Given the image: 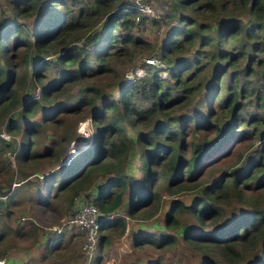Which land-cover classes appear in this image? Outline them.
I'll list each match as a JSON object with an SVG mask.
<instances>
[{
	"label": "rangeland",
	"instance_id": "rangeland-1",
	"mask_svg": "<svg viewBox=\"0 0 264 264\" xmlns=\"http://www.w3.org/2000/svg\"><path fill=\"white\" fill-rule=\"evenodd\" d=\"M18 1L0 0L1 21L16 18L18 23L24 26L23 36L26 37L29 34L28 37L31 41L29 48L15 49L14 47L12 49L11 62L16 73L15 83L19 81L21 83L19 87H16L18 104L10 113L0 116V137L15 148V152L8 150L0 156V191L3 192L0 193V197H10L9 191L11 190L17 192L12 197L11 203L15 200L14 206L9 208L3 203L0 208V260L13 255L14 257L21 255L20 261L27 256L23 264H32L31 257L35 255L34 249H36L37 255L42 253H44L43 255H55L50 256L52 262L43 264H73L74 259H76V264H87V258L82 250L85 240L84 232L80 228L79 230L74 229L75 235L71 241L66 240V243H62L59 249L48 251L46 248V242L56 235L57 230L62 233L67 231L68 220L74 216L84 198L78 199L71 207L65 198L60 197L54 200L51 210L45 209L44 211L35 205L32 199L36 196L35 192L37 194V187L44 178L48 177V174H51L52 170L62 166L70 157V161L67 163L69 165L79 158L89 146L96 145L94 135L97 127H102L106 123L96 122L94 114L99 111L103 112L106 103L118 100L119 89L123 85L140 84V79H150L155 75L160 78L165 90L171 89V96L167 101L173 102V104L165 110L157 109L135 128L126 126L130 138L137 137L140 131L150 133L167 116H171L175 122H178L172 125V128L178 131H181L182 121L188 117H203L204 121H211V124L224 123L228 119L226 113L234 110L239 105L238 102L241 105L238 112L237 129L239 130L237 131H249V135L236 142L232 152L221 155L212 165L205 168L203 173L197 174L194 179H187V183L184 185L170 187L167 182L160 179L155 186L158 198L150 207L137 210L134 217H129L126 214L127 228L124 233L120 227L102 231V235H106L107 238L106 242L100 244L98 264H203L209 259L216 261L215 264H231L228 259L221 256L223 254L216 249L213 250V247L206 249L185 240V231L189 228L200 227L192 212H177L178 225H173L174 228H167L166 219L173 202L181 201L185 205H193L204 186L220 179L225 173H229L239 166L242 160L246 161L248 157L260 154L261 142L258 138L252 137V134L264 133V29L255 31L257 36L255 40L259 45L257 52H253L248 47L245 48V51L240 48L242 43L248 42L243 36H238L233 42L225 45L224 49L230 50L235 62L219 80V98L217 95L213 100L208 98L213 86V76L225 64L216 60V56L212 57L216 48L201 46V37H198L194 44L182 43V48L168 58V61H171L169 64L167 60L162 59L161 47L166 44L168 36L174 28L184 27L183 22L179 19L182 15L194 19L196 26L201 24L205 26L200 29V34L213 37L217 34L220 24L230 18L238 20L240 24L243 23L244 28L250 29L254 23L248 9L253 0H248L247 3H243L241 0H200L195 6L180 8L175 12V16H170V12L175 11V0H116L117 6L129 3L137 7L139 14L133 28L131 30L124 27L117 28L116 33L120 35L118 42L113 44V49L110 52L107 51L100 61L93 56L91 49H88V52L91 53L92 59L89 54L80 53L78 60L84 59L86 55L91 61V67L86 71V76L79 75L70 84L62 87L60 85L57 90H50L47 98L43 94L44 87L50 84H60L61 70L69 66H62L57 62L58 49L54 43L48 45L47 48H42L43 54L37 52L34 36L38 15L36 11L22 13L21 8L15 5ZM46 1L41 0V4ZM86 1L88 0H66L69 10L76 19L79 18L80 10L84 8ZM58 9L63 8L59 7ZM104 19L92 22L91 27L82 34L71 33L72 39L70 40H74L71 45L75 42L79 47L85 44L90 33L104 25ZM128 36L132 40L127 43L122 42ZM197 54L200 57V73L191 84L195 87L202 82L203 86L196 93L185 95L183 89L175 83L179 81L172 74L177 63H190ZM41 57L44 59L40 60ZM251 59L252 62H250ZM25 60L31 61L28 67L25 66ZM37 60H40L42 65L45 64L47 68V72H41L40 79H37L36 69L34 70ZM101 61L104 70L98 72ZM71 69H77V66L73 68L72 65ZM192 70L187 71L184 76L188 77ZM75 73L77 74V72ZM253 91L254 93H251ZM230 92L236 93L238 102H233L229 111L222 112L219 105L222 100L220 98ZM151 96L152 93L144 97L142 91L136 92L134 101L138 110L145 111L152 107L154 101H151ZM180 96L183 97L181 101L178 100ZM258 97H260L259 100H257ZM30 100L36 105L28 111V115H23L22 112ZM58 105L61 108L55 111ZM50 114L51 119L54 114L53 121H49V118L48 121H45V116ZM12 119L15 120V123L17 122L19 129L9 132L8 125ZM252 120H255L256 123ZM33 123L39 125L40 131L37 136L32 138L31 145H29L30 143L26 145L29 147L30 154H36L31 157L38 158H30L27 164L20 163L19 155L22 147H25L24 132L26 127ZM194 131V122H191L186 134L187 138H185L189 152L185 154L187 158L190 157L191 147L194 143L197 144L214 136L212 132L204 129H200L198 132ZM177 140L184 139L179 137ZM116 142L118 145L121 144L119 139ZM140 147L137 143L138 152ZM49 149L54 155L44 157ZM59 155H61L60 165L57 163ZM128 167L130 175L137 178L142 177L139 172L140 161L138 158L129 161ZM154 170H158V168L155 167ZM161 170L162 168L158 171ZM100 179L92 189L93 192L96 191L99 184L106 181V179ZM8 180H11L12 184L7 182ZM21 183V186L15 187V184ZM188 186H195V189L184 190ZM239 191H241L244 201L241 202L238 199L235 190L229 191V196L225 201L214 204L222 209L223 217L207 220L206 226L202 230L207 232L214 230L237 209L258 205L264 207V191L258 192L246 188H239ZM9 199L6 198V205H9ZM85 200L91 201L86 197ZM248 202L251 203L248 204ZM126 208L125 204L116 212L114 218L123 214ZM163 235H172L175 238L174 242L168 241L163 246H158L150 241V239L156 238L155 241L159 243ZM56 236L64 237L63 234ZM44 244L45 249H43ZM254 254L253 250L245 252L246 258L240 264L250 262ZM4 255L5 257H3Z\"/></svg>",
	"mask_w": 264,
	"mask_h": 264
},
{
	"label": "trees",
	"instance_id": "trees-1",
	"mask_svg": "<svg viewBox=\"0 0 264 264\" xmlns=\"http://www.w3.org/2000/svg\"><path fill=\"white\" fill-rule=\"evenodd\" d=\"M199 1L175 0V11H171L170 16H175V12L180 8L195 6ZM241 1L243 3L248 2V0ZM86 2L84 8L80 10L78 19L72 15L66 0H47L42 4L41 0H19L15 4L21 8L22 13L36 11L38 15L34 36L37 52L43 54L42 48H47L48 45L54 43L58 49L57 62L62 66H69L62 68L60 84H50L44 87L43 94L45 98H47L50 90H57L60 85L62 87L70 84L79 75L86 76V71L91 67V61L86 55L84 59L78 60V55L85 52L92 59L91 53L88 52V49H91L93 56L100 61L107 51L110 52L113 49V44L118 42L120 35L116 33L117 28L124 27L131 30L139 14L134 4L124 3L117 6L116 0H88ZM59 7L63 9H58ZM115 9L117 10L113 12ZM193 10H195L194 7ZM248 12L254 23L250 29L248 27L244 28L243 23L240 24L238 20H231L230 18L220 24L214 37L200 34V29H203L204 25L196 26L194 19L185 15L180 16L179 19L183 22L184 27H176L170 33L166 44L161 47L162 59L168 61L170 56L182 48V43L194 44L195 39L198 37H201V46L215 47L216 51L212 57L216 56V60L225 64L213 76V86L208 97L213 100L218 95L219 80L226 70L231 67V64L235 62L230 50L224 49L225 45L233 42L238 36H243L248 40V42L241 44L240 48L243 51L247 47L253 52L259 51V45L255 40L257 39L255 31L264 29V0H253ZM97 19L100 21L104 19V25L92 31L86 43L81 47L75 44L76 42L71 45L74 42V40H70L72 39L71 33L82 34L86 32L91 27V23ZM23 35L24 26L20 25L16 18L3 22L0 18V116L10 113L18 104L16 87H19L21 83L20 81L15 83L16 73L13 70L14 66L11 62L13 55L11 53L14 47L15 49L30 47L29 34L26 37ZM131 40L132 38L128 36L122 42L127 43ZM43 59L40 58V60ZM199 59V54H197L190 63H177L172 74L179 81L175 83L183 89L185 95L196 93L203 86L202 82L195 87L191 84L200 73ZM40 60L36 61L34 68V70L36 69L37 79L41 78V72H47L45 64L42 65ZM30 62L25 60V66L28 67ZM250 62H252V59ZM102 63L101 61L98 66V72L104 70V67L101 66ZM167 63L170 64L171 61L169 60ZM72 65L73 68L77 66V69H71ZM191 69L193 70L190 75L188 77L184 76ZM139 83L123 85L119 89V99L106 103L103 112L99 111L94 114L96 122L103 121L106 123L102 127H97L94 135L96 145L89 146L79 158L69 165H62L54 171L52 170L51 174H48V177L44 178L37 187V194L35 192L34 199H32L33 196L31 197L35 205H38L43 211L45 209L51 210L54 200L63 197L67 204L72 207L78 199L83 197V200H85L86 197L91 199L89 202L95 204L106 217L113 216L103 221L101 235L102 231L118 227L122 228V233H124L127 228L126 214L129 217H134L137 210L150 207L153 204L154 200L158 198L155 186L160 179L167 182L170 187L184 185L187 183V179H194L197 174L203 173L204 169L212 165L221 155L232 152L234 144L249 135V131H237L239 130L237 129L238 112L241 103L238 102L236 93L230 92L225 97L220 98L222 99L219 104L220 110L222 112L229 111L233 102H238L239 105L230 113H226L228 119L224 123L211 124V121H204L203 117H188L182 121L181 131H178L172 128V125L178 122H175L171 116H167L150 133L140 131L137 137L130 138L126 126L135 128L157 109L165 110L173 104V102L167 101L171 96V89L165 90L162 81L157 76L154 75L150 79L142 78ZM138 91H142L144 97L152 93L150 98L154 103L151 108L145 111L138 110L134 101L135 94ZM251 93H254V91ZM259 99L260 97L257 98V100ZM178 100H183V97L180 96ZM35 105L33 101H28L22 112L23 115H28V111L34 108ZM60 108L61 106L58 105L55 111ZM52 115V119L51 114L45 116V121H48V118L49 121H53L54 114ZM14 121L12 119V122L8 125L9 132L19 129L17 122ZM252 121L256 123L255 120ZM191 122H194V132L204 129L212 132L214 136L197 144L194 143L191 147L190 157L187 158L185 154L189 152L185 138H187L186 134ZM39 131L40 127L36 123L26 127L24 132L25 147H22L19 155L21 158L19 159L20 163L27 164L30 158H38L31 157V155L35 156L36 154H30L29 147L26 144L30 143L29 145H31L32 138L37 136ZM179 137L184 140H177ZM252 137L258 138L261 142L258 156L248 157L246 161L242 160L241 164L229 173H225L220 179L204 186L193 205L188 206L181 201L173 202L166 219L167 228H174L173 225H178L177 212H192L197 220V225L200 227L189 228L185 231V240L206 249L213 247V250L216 249V251L223 254L221 256L228 259L231 264L242 263L246 258L245 252L250 250L255 251V254L247 264H264V207L258 205L246 209H237L230 217L225 219L222 225L217 226L214 230L207 232L202 228L204 229L206 226L207 220L223 217L222 209L214 204L225 201L229 196V191L235 190L241 202L244 199L239 188L258 192L264 191V133H253ZM117 139L121 140L120 145L117 144ZM134 143L141 146L139 152ZM8 150L15 152L13 145L0 137V156ZM47 152L44 157L54 155L50 149ZM135 158L140 161L139 172L142 174L140 178L129 173V161H133ZM57 159V163L60 165L61 155ZM155 167L158 170L162 168V170H154ZM100 178L106 179V181L99 184L95 189L96 191L93 192L92 189H94ZM7 182L12 184L11 180ZM21 185L22 183L19 186ZM192 189H195V186L185 187L184 190L190 191ZM0 193L3 192L0 191ZM9 193L10 197H0L2 198L0 208L3 203L9 208L14 206L15 200L11 203L12 197L17 192L11 190ZM7 197L10 198L8 200L9 205H6ZM250 203L248 202V204ZM125 204L127 206L125 212L114 218L116 212ZM106 238V235H102L100 244L106 242ZM155 240L156 238L150 239L152 244L163 246L168 241L170 243L174 242L175 238L172 235H163L159 243ZM60 246L61 244H56L48 246L47 249L48 251L57 250ZM215 262L209 259L204 261L203 264H215Z\"/></svg>",
	"mask_w": 264,
	"mask_h": 264
},
{
	"label": "built area",
	"instance_id": "built-area-1",
	"mask_svg": "<svg viewBox=\"0 0 264 264\" xmlns=\"http://www.w3.org/2000/svg\"><path fill=\"white\" fill-rule=\"evenodd\" d=\"M111 217H106L92 202L82 200L74 216L68 220V225L77 226L84 232L85 240L82 250L87 258V264H96L101 242V226L105 219ZM57 232L61 233L62 231L57 230ZM0 264H6V260L1 259Z\"/></svg>",
	"mask_w": 264,
	"mask_h": 264
},
{
	"label": "crops",
	"instance_id": "crops-1",
	"mask_svg": "<svg viewBox=\"0 0 264 264\" xmlns=\"http://www.w3.org/2000/svg\"><path fill=\"white\" fill-rule=\"evenodd\" d=\"M19 185L15 184V187H18ZM74 229H78L79 230V227L69 225L68 228H67V231H65L64 233L61 232L63 234V236H64L62 238H61V236H56V235H62V234H59L58 232H55L56 235L53 236L52 239H49L46 242V248L48 246H53V245H56V244H62V243L65 244L66 240L68 242H70L72 237L75 235L74 234ZM43 249H45V244L43 245ZM34 250H35V255H32V257H31L32 260H33L32 264H43L45 262H52V260L50 259L51 258L50 256H52V257L55 256V255H43L44 253H42L41 255H37V253H36L37 250L36 249H34ZM99 256L100 255H98L97 258H96V263L97 264H98L99 259H100ZM3 257H5V255ZM20 257H21V255H19V256L16 255L15 257L13 255L12 257L10 256L9 258H5L6 259V264H23V261L26 260L27 256H25L22 261H20ZM73 264H76V259L73 260Z\"/></svg>",
	"mask_w": 264,
	"mask_h": 264
},
{
	"label": "bare ground",
	"instance_id": "bare-ground-1",
	"mask_svg": "<svg viewBox=\"0 0 264 264\" xmlns=\"http://www.w3.org/2000/svg\"><path fill=\"white\" fill-rule=\"evenodd\" d=\"M69 159H70V157H69ZM68 159V161H66V163H68L70 160ZM73 159V158H72Z\"/></svg>",
	"mask_w": 264,
	"mask_h": 264
},
{
	"label": "water",
	"instance_id": "water-1",
	"mask_svg": "<svg viewBox=\"0 0 264 264\" xmlns=\"http://www.w3.org/2000/svg\"><path fill=\"white\" fill-rule=\"evenodd\" d=\"M66 164H67L66 162L63 163V165H66Z\"/></svg>",
	"mask_w": 264,
	"mask_h": 264
},
{
	"label": "clouds",
	"instance_id": "clouds-1",
	"mask_svg": "<svg viewBox=\"0 0 264 264\" xmlns=\"http://www.w3.org/2000/svg\"><path fill=\"white\" fill-rule=\"evenodd\" d=\"M67 165V164H66Z\"/></svg>",
	"mask_w": 264,
	"mask_h": 264
}]
</instances>
